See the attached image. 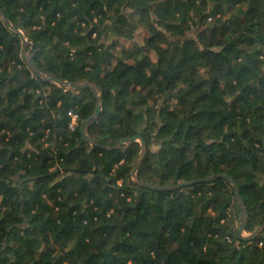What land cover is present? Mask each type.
<instances>
[{
    "label": "trees",
    "instance_id": "1",
    "mask_svg": "<svg viewBox=\"0 0 264 264\" xmlns=\"http://www.w3.org/2000/svg\"><path fill=\"white\" fill-rule=\"evenodd\" d=\"M0 264H264V0H0ZM32 43V44H31ZM42 72L94 84L40 80ZM177 102L171 108L168 103ZM81 116L71 130L68 111ZM142 135L148 151L131 179ZM126 146V144H124ZM6 242V245L4 246Z\"/></svg>",
    "mask_w": 264,
    "mask_h": 264
},
{
    "label": "water",
    "instance_id": "2",
    "mask_svg": "<svg viewBox=\"0 0 264 264\" xmlns=\"http://www.w3.org/2000/svg\"><path fill=\"white\" fill-rule=\"evenodd\" d=\"M0 13L5 18V15L1 12V9H0ZM5 21L13 30L18 32L25 39L26 42H28L27 38L25 37V33L23 32L22 29L15 28L13 26V24L11 23V21L7 18H5ZM35 54H36V52H33L32 54L29 55L27 52V49L25 47L23 50V59L28 63V65L31 68V70L33 71V73L40 80L46 81V82L47 81L55 82V83L59 84V86L64 87L66 89L81 90V89L89 88L93 91L95 98H96V108H95L93 115L83 121L81 133H82L83 138L88 140L92 145L97 144L98 140L95 138H92L89 135L88 128L94 121L98 120L99 115L103 109L102 94L99 93L97 87L94 84L90 83L89 81L72 82V81H68V80L59 79L56 76H49V75L44 74L42 72V70L40 69V67L37 65V63L35 62V59H34ZM113 141L117 147H121L123 149L128 148L129 146H131L136 141H139L141 143L139 156H138V159L135 163V167L131 173V179L134 182H136L138 185H140L144 188H150V189H155V190H169V189H175V188L178 189V188H182L185 186L193 185V184L201 181V179H196L194 181H185V182H181L178 184H170V185H159V184H153V183L145 182V181L141 180L137 175V172H138L143 160L145 159L147 151H148V147H147L145 138L142 135H136L133 137L123 138V139L113 140ZM124 144H126V146H124ZM215 178H226L235 186L237 198H238L239 203L242 207V213H241V218H240L241 224H240V227L238 229V236L244 240H251L254 237H256L257 235H259L260 233H262L264 230V222L261 225H259L258 228H256L253 232H251V234H249L248 236L244 235L245 226H246V223L248 221L249 214H248L247 208L245 206V203L243 201V198L241 196L239 186L226 173L218 174V175H215V176L203 179V180L210 181V180L215 179ZM5 244H6V242H5Z\"/></svg>",
    "mask_w": 264,
    "mask_h": 264
},
{
    "label": "built area",
    "instance_id": "3",
    "mask_svg": "<svg viewBox=\"0 0 264 264\" xmlns=\"http://www.w3.org/2000/svg\"><path fill=\"white\" fill-rule=\"evenodd\" d=\"M68 115L70 117L68 126L71 130H75L78 126H81V116L77 111L70 109Z\"/></svg>",
    "mask_w": 264,
    "mask_h": 264
},
{
    "label": "rangeland",
    "instance_id": "4",
    "mask_svg": "<svg viewBox=\"0 0 264 264\" xmlns=\"http://www.w3.org/2000/svg\"><path fill=\"white\" fill-rule=\"evenodd\" d=\"M27 52H28V54L30 55V54H32L33 53V51L29 48V49H27ZM52 82V81H51ZM52 83H54V84H57V83H55V82H52ZM57 85H59V84H57ZM66 89V88H65ZM98 89V92L100 93L101 91H100V89L99 88H97ZM176 104H177V102L175 101V100H171L169 103H168V106L169 107H171V108H173V107H175L176 106ZM138 159V158H137ZM239 227H240V224H241V219L239 220ZM258 228V227H257ZM249 234H251V232H249V231H244V235H246V236H248ZM6 244H4V246H5Z\"/></svg>",
    "mask_w": 264,
    "mask_h": 264
}]
</instances>
